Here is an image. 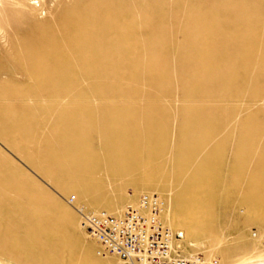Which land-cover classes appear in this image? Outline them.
<instances>
[{"label":"rangeland","instance_id":"rangeland-1","mask_svg":"<svg viewBox=\"0 0 264 264\" xmlns=\"http://www.w3.org/2000/svg\"><path fill=\"white\" fill-rule=\"evenodd\" d=\"M101 1L119 7L108 22L99 21L107 38L77 41L66 40L62 30H87L95 0H0V191L29 198L20 207L0 204V264H121L114 255H99L100 246L81 228L82 213L106 212L118 198L124 209L134 208L142 195L165 201L161 220L183 234L177 242L182 255L218 264L264 259V0ZM191 6L203 10L202 17ZM192 21L206 24L199 42L186 39ZM163 22L170 28L156 30L151 41L134 43L118 33ZM165 38L164 46L154 45ZM191 44L188 61L181 51ZM95 46L112 54L100 62L91 51L85 63L83 52ZM157 55L167 65L152 71L147 57ZM186 64L196 70L190 82L182 75ZM107 124L122 132L116 145L129 141L114 165L123 169L118 173L99 159L98 132ZM77 130L89 131L92 143L63 142ZM145 139L159 145L156 152L130 151L145 148ZM206 180L198 192L206 202L214 199L212 217L202 219L192 238L186 224H178L187 213L173 198ZM73 231L86 238L98 261L85 254Z\"/></svg>","mask_w":264,"mask_h":264},{"label":"bare ground","instance_id":"bare-ground-1","mask_svg":"<svg viewBox=\"0 0 264 264\" xmlns=\"http://www.w3.org/2000/svg\"><path fill=\"white\" fill-rule=\"evenodd\" d=\"M94 4V3H93ZM225 5V4H224ZM95 6L96 7H94L93 9V11H92V15L94 16V22L93 23H90V24H88L87 25V30H84L83 32H75V30H65V29H63L62 30V35L66 38V40L68 39V38H74V39H77V41H85V39H87L89 36L92 38L93 37V35L94 34H98L99 35V37L102 39V40H104V38L106 39L107 38V35H105L106 34V32H105V29L102 27V25L101 24H99V21H101L102 19L104 20L105 19V21H107L108 22V20H109V17H110V15H113L116 11H117V9L119 10V7L115 4V3H111V4H107V3H103V1H101V0H95ZM131 8V7H130ZM130 8H129V10H130ZM192 10H194L195 12H196V15H197V17H200V12H202V11H200L199 10V7L198 8H195V7H193V6H191L190 7ZM229 9V8H228ZM197 10V11H196ZM198 11H200V12H198ZM233 12H235V11H233ZM204 13H202V15H203ZM195 15V14H194ZM202 15H201V17H202ZM112 17V16H111ZM98 21V22H97ZM79 23H83V22H81L80 20L78 21ZM85 22V21H84ZM199 22V21H198ZM201 23H204V22H200V23H194L193 21L192 22H189L188 24H187V31H189V34H187L186 35V39H187V41L188 42H190V41H193L194 40V42H196V41H200L199 39H196L197 37H198V35L201 33V31H206L207 30V27H206V24H201ZM60 25H61V27H63L64 26V20L63 19H61L60 20ZM167 28V29H164V28ZM170 28V26H169V24L166 22V23H159V24H143L141 27H139V28H135V29H130V30H128V29H119L118 30V33L119 34H121V35H123V36H126V37H128V38H130L134 43H137V42H140L142 39H147V40H152V37L153 36H155V32H156V30H168ZM142 32H145V35L147 36L146 38H144V35H142ZM61 35V34H60ZM86 36H88V37H86ZM95 37V36H94ZM200 37V36H199ZM53 38V37H52ZM61 38V37H60ZM62 39V38H61ZM99 39V38H98ZM100 39V40H101ZM110 39V38H109ZM127 39V38H126ZM196 39V40H195ZM212 39V38H211ZM65 40V39H64ZM90 40V39H89ZM166 38L165 39H158V40H156L155 41V46H158V47H162V46H164V44H165V42H166ZM214 40V39H213ZM129 42H131L130 40H129ZM108 43V42H107ZM132 43V42H131ZM167 43V42H166ZM87 44H88V42H87ZM179 44V43H178ZM196 44V43H195ZM65 45V44H64ZM199 44H197V46H198ZM200 45L202 46V47H207L208 46V44L206 43V42H200ZM192 46H193V48L194 47H196V45H190V46H188V47H186L185 46V48L181 51V57L183 58V59H187L188 61H190V60H192L193 59V57L194 56H192L191 55V50H192ZM49 47H52L51 49H53L54 48V46H52V44L49 46ZM190 47V48H189ZM201 47V48H202ZM60 49H62V48H60ZM68 49V48H67ZM204 49V48H203ZM206 49V48H205ZM194 50V49H193ZM91 51H96L97 53H98V55H99V58H100V62H101V60H105L104 59V57L107 55L108 56V54H109V56H110V54H112V52L109 50V49H102V48H96V46L95 47H91V48H89V49H87L85 52H83V54L84 55H86V56H82L85 60H84V62L85 63H87L88 61H90V56L88 55V53L89 54H91ZM49 55H50V53H49V51L47 52ZM207 53V52H206ZM80 54V53H79ZM193 54V53H192ZM48 55V56H49ZM51 56V55H50ZM49 56V57H50ZM112 56V55H111ZM146 57V56H145ZM50 59V61H52L53 60V58H49ZM118 59V58H117ZM147 59H148V61H149V63H150V66H151V70L152 71H156L157 69H158V71L160 70V69H163V68H165V66L167 65L166 63V58H164V56H161V55H157V56H148L147 57ZM116 60V59H115ZM174 60H175V58H174ZM200 60V59H199ZM105 61H107V60H105ZM124 61V60H123ZM216 61V60H215ZM53 62V61H52ZM175 62V61H174ZM224 62V61H223ZM54 63V62H53ZM104 63V62H103ZM106 63V62H105ZM213 63V62H212ZM55 64V63H54ZM91 64V63H90ZM97 64V63H96ZM100 65H102L101 63H99ZM105 66L106 65H108V63L107 64H104ZM204 65H205V63H204ZM203 65V66H204ZM96 66V65H95ZM99 66V65H98ZM206 66V65H205ZM204 66V67H205ZM93 67V66H92ZM98 69V68H97ZM78 70V69H77ZM100 71V70H99ZM110 72V71H109ZM194 72L196 73V70L194 71V68H192V67H190L188 64H186V65H184V68H183V78H185V80H187L188 82H190L191 80H190V77L192 76V74H194ZM207 72H209V71H207ZM98 73V72H97ZM208 74V73H207ZM82 79V78H81ZM202 81H207V80H209V79H211V76H203V78H200ZM220 79V78H219ZM193 82V81H192ZM196 84H199V83H196ZM202 85V84H201ZM255 86V85H254ZM199 88H200V86H199ZM198 88V89H199ZM196 91V90H195ZM194 92V91H193ZM192 95V94H191ZM187 96H189V95H187ZM143 114V113H142ZM112 115V114H111ZM119 115V114H118ZM117 115V116H118ZM108 116V115H107ZM116 116V115H115ZM120 116V115H119ZM150 117V116H149ZM107 120H108V118H107ZM111 120V119H110ZM196 121V120H195ZM157 122V121H156ZM84 123V122H83ZM110 123H111V121H110ZM187 123V122H186ZM195 124V123H194ZM200 124V123H199ZM108 125V124H107ZM110 125V124H109ZM105 126L104 128H101V129H99V132H98V138L97 139H99L98 140V142L96 143V144H98L99 146H100V152L103 154L102 156H103V158H102V156L99 158V159H104V161H105V165L107 166V164H109L108 166H110L111 168H113V171L114 170H116L117 169V171H116V173H118L119 171H121V170H123V169H120L119 167H115V166H117V164L119 163V157H120V152H122V149L124 150L125 149V146L127 145L126 144V142L128 141H124L123 140V137H122V139H120V140H122V141H124L125 143H123L122 141H120V142H122V146H120V144H118V145H116L115 143H117L118 141V136H120V135H122V134H119V133H122L121 131H119V133H117V132H115V129L114 128H112L111 126H112V124H111V126ZM150 125V124H149ZM187 125V124H186ZM198 125V124H197ZM206 125V124H205ZM151 126V125H150ZM181 126V125H180ZM183 126V125H182ZM190 126H191V124H190ZM180 128V127H179ZM82 129V128H81ZM83 129H84V127H83ZM90 129V128H89ZM88 129V130H89ZM126 129V128H125ZM185 129H187V127L185 126V128H184V130ZM188 129H189V127H188ZM187 129V130H188ZM211 129V128H210ZM124 130V129H123ZM136 130V129H135ZM139 130V129H138ZM144 130V129H143ZM78 131V130H77ZM77 131H75V132H73L72 133V135H70V136H65L66 138H63V139H65L66 141H64L63 140V142H67L68 140H70V141H72L73 143L74 142H82L83 144H84V142H90V144L92 143V140H90V132L89 131H85V132H82V133H80V131H78V133H76ZM181 131V130H180ZM189 131V130H188ZM188 131H187V133L186 134H189L190 135V133L191 132H189L188 133ZM192 131V130H191ZM124 133H125V136L126 135H128V133H126L125 131H123ZM211 132V131H210ZM215 132V131H214ZM141 133V132H140ZM149 133V132H148ZM155 133V132H154ZM182 133H184V132H182ZM136 134H138V133H136ZM214 134V133H213ZM151 135V134H150ZM160 135V134H159ZM180 135H181V132H180ZM185 135V134H184ZM183 134L181 135V136H183V137H185V138H187L188 136H184ZM123 136V135H122ZM124 136V137H125ZM179 136V135H178ZM216 136V135H215ZM121 137V136H120ZM119 137V138H120ZM129 137V136H128ZM156 137V136H155ZM158 137V136H157ZM210 137V136H209ZM92 138V137H91ZM137 138V137H136ZM145 138H146V136H145ZM185 138H183V139H185ZM247 138V137H246ZM124 139H127V138H124ZM157 139V138H156ZM178 139V138H177ZM182 139V140H183ZM188 140L190 139L191 140V138H190V136H189V138H187ZM187 139H185L186 140V142H189ZM199 139V138H198ZM207 139V138H206ZM145 140H147V143H146V141H142L146 146H145V148L144 147H142L143 149H141L139 146L136 148L135 146V148H133L132 150H130L131 152H140L141 150L143 151H141V154L143 155V156H145V155H147V154H149V153H152L153 151L154 152H156V150H157V146L159 147V145L157 144L156 145V147H153L151 144H153V143H151V141L149 140V139H145ZM158 140H160L159 138H158ZM240 140V139H239ZM139 141V140H138ZM156 141V143H157V140H155ZM194 141V140H193ZM192 141V142H193ZM205 141V140H204ZM244 141H246V140H244ZM129 142V141H128ZM127 142V143H128ZM141 142V143H142ZM166 142V141H165ZM184 142V141H183ZM185 142V143H186ZM209 142H210V140H209ZM82 143L81 144H79V147L82 145ZM87 143V144H88ZM135 143V142H134ZM180 143H181V140H180ZM208 143V142H207ZM86 144V143H85ZM191 144V143H190ZM201 145H203L204 144V142H202V143H200ZM75 145V144H74ZM162 145V144H161ZM163 145H165V144H163ZM162 145V146H163ZM195 145V144H194ZM76 146V145H75ZM144 146V145H143ZM198 146H200V145H198ZM81 147H84V145H82ZM165 147V146H164ZM163 147V149H165ZM126 148H128V147H126ZM160 148H162L161 146H160ZM167 148V147H166ZM193 148H195V147H193ZM77 149H78V146H77ZM79 149H81V148H79ZM196 149V148H195ZM202 149V148H201ZM200 149V150H201ZM212 149V148H211ZM218 149V148H217ZM221 149V148H220ZM177 150V149H176ZM198 150V149H197ZM214 150V149H213ZM95 151V150H94ZM93 151V152H94ZM202 152H203V150H201ZM247 151V150H246ZM90 152V151H89ZM93 152H90L91 154H93ZM99 152V153H100ZM125 153L126 152H128V150L127 151H124ZM153 152V153H154ZM207 152V151H206ZM94 153H96V152H94ZM99 153H96V155L97 154H99ZM161 152H159V154H160ZM169 153V152H168ZM221 153V152H220ZM157 154V153H156ZM159 154H157V155H159ZM183 154V153H182ZM208 154V153H207ZM255 154V153H254ZM93 155H95V154H93ZM123 155V154H122ZM151 155V154H150ZM192 155V154H191ZM200 155V154H199ZM222 155V154H221ZM92 156V155H91ZM90 156V157H91ZM99 156V155H98ZM203 156V155H202ZM212 156V155H211ZM149 157V156H148ZM189 157H191V156H189ZM219 157V156H218ZM121 158V157H120ZM146 158V157H145ZM151 158H152V156H151ZM157 158H158V156H157ZM197 158V157H196ZM210 158V157H209ZM91 159V158H90ZM152 159H154V158H152ZM155 159H156V156H155ZM177 159V158H176ZM204 159H206V158H204ZM260 159V158H259ZM94 160H98L97 158L96 159H94ZM158 160V159H157ZM160 160V159H159ZM187 160V159H186ZM185 160V161H186ZM87 161H89V160H87ZM101 161V160H100ZM103 161V160H102ZM177 161V160H176ZM91 162H94V161H91ZM151 162V161H150ZM175 162V161H174ZM148 163V162H147ZM95 164V163H94ZM215 164V163H214ZM103 165V164H102ZM104 165V166H105ZM115 165V166H114ZM144 165H145V163H144ZM184 165V164H183ZM192 165V164H191ZM100 167V166H99ZM116 169H115V168ZM184 167V166H183ZM74 168V167H73ZM101 168V167H100ZM155 168H156V166H155ZM182 168V167H181ZM195 168V167H194ZM198 168V167H197ZM201 168V167H200ZM240 168V167H239ZM127 169V168H126ZM157 169V168H156ZM159 169V168H158ZM162 169V168H161ZM215 169V168H214ZM130 170H132V169H129V171ZM181 171V170H180ZM139 172V171H138ZM182 172V171H181ZM235 172V171H234ZM157 173V172H156ZM180 173V172H179ZM177 174V173H176ZM240 174V173H239ZM113 175H115V174H113ZM141 175H143V174H141ZM140 175V176H141ZM149 175V174H148ZM159 175V174H158ZM212 175V174H211ZM144 176V175H143ZM198 176V175H197ZM137 180H139V177H137L136 178ZM147 180V179H146ZM201 180V179H200ZM202 182H200V184H201ZM207 183V180L206 181H203V183L200 185L199 184V186L195 189H193V187L191 188V190L190 191H188V190H185V192H184V190H181V192H179L177 195H175L174 196V198H173V203H174V205H175V208H177V209H179L180 210V212L182 213V212H184V213H187V214H180V216L178 217V224L179 225H181L182 224V226H184L185 224H186V226H184V228L186 227V231H187V233H188V236L189 237H192V238H195L196 237V235L198 234V228H199V226H200V224L201 223H203L202 222V219L204 218V217H207V216H209V217H212V214H211V216H210V213H212V211H213V208H214V199H213V202L209 199L208 200V202H206L204 199H203V195H202V191L204 192V190H200V189H202V188H205V184ZM209 183V182H208ZM9 186V185H8ZM151 186H152V184H151ZM155 186V185H154ZM157 186V185H156ZM100 187V186H99ZM206 187H208L207 185H206ZM208 189V188H207ZM100 191V190H99ZM198 191H201V192H198ZM207 192V191H206ZM6 193H8V192H6V191H4V192H1L0 191V204H6L7 205V203H9V205H10V203L11 204H13L14 205V207L16 206V207H20V206H24L25 205V203L28 201L29 202V198L28 197H26V196H23V197H19L17 194V196H18V199L13 195V196H9V195H7ZM208 194V193H207ZM206 194V195H207ZM213 197V196H212ZM20 198V199H19ZM205 199L207 198V197H204ZM209 198V197H208ZM257 198V197H256ZM261 198V197H260ZM259 198V199H260ZM255 200V199H254ZM264 201V200H263ZM163 203H164V211H163V213H162V216L161 217H163L165 214L164 213H166L165 211L167 210V207H166V203H165V201L163 200ZM252 204H253V208L254 209H258V202L256 201H252L251 202ZM12 205V206H13ZM259 205H261V204H259ZM263 205V204H262ZM11 206V207H12ZM31 206V205H30ZM252 206V205H251ZM125 208V206H124V202H123V199L122 198H118L117 200H115V201H113L112 200V203L108 206V207H106V212H108L109 214H113V215H121L122 214V212L124 211V210H126V209H124ZM174 208V209H175ZM17 209V208H16ZM260 209V208H259ZM11 210H13V208L11 209ZM176 210V209H175ZM14 212V213H13ZM13 212H11L12 213V216H13V214H14V216H15V213L17 214V211L15 212V211H13ZM21 212V211H20ZM179 212V211H178ZM11 213H8V215H10ZM45 213V212H44ZM20 215V214H19ZM1 217V216H0ZM70 217H71V215H70ZM70 217H69V219H70ZM10 218H15V217H11L10 216ZM176 218V217H175ZM208 218V217H207ZM207 218H204V219H207ZM21 219V218H20ZM28 219V218H27ZM208 219H211V218H208ZM207 219V220H208ZM5 220H8L7 219V217H6V219ZM18 220V219H17ZM16 220V221H17ZM71 220V219H70ZM70 220H69V222H70ZM207 220H205V222L207 221ZM9 221V220H8ZM7 221V222H8ZM22 221V220H21ZM29 221H32V219H30ZM175 221V220H174ZM10 222V221H9ZM13 222V221H12ZM22 222H24V221H22ZM68 222V223H69ZM16 223H18V225H19V222L17 221ZM15 222H14V224L15 225H17ZM185 223V224H184ZM8 224V223H7ZM22 223L20 222V225H21ZM24 224V223H23ZM27 224V223H26ZM13 225V224H12ZM17 225V226H18ZM28 225V224H27ZM5 226L6 227H10V225H6V222H5ZM14 226V225H13ZM24 227V226H23ZM22 227V228H23ZM26 227H28V226H26ZM200 227H202V226H200ZM14 228H18V227H14ZM14 228H13V230H14ZM22 228H19L18 230H20V229H22ZM25 228V227H24ZM30 227H28V228H26L27 230L29 229ZM82 228V227H81ZM74 229V228H73ZM76 229V228H75ZM201 229V228H200ZM20 231H22V230H20ZM20 231H18V232H20ZM25 231V230H24ZM30 231H33V230H30L29 229V232ZM83 231L84 232H86L85 233V235L87 236V237H91V235L85 230V229H83ZM74 232V234H75V236H76V238H77V242L79 243V244H81L83 247H84V249H85V254L87 255V256H89L91 259H95V260H97L96 258H94V255H93V250H92V246L88 243V241L86 240V238H83L82 237V235L81 234H78V233H76L75 231H73ZM83 232V233H84ZM31 233V232H30ZM18 234H20V233H18ZM22 234H23V232H22ZM25 234V233H24ZM23 234V235H24ZM28 234V236H29V233H27ZM27 234H26V236H27ZM32 234V233H31ZM30 234V235H31ZM33 234H36V233H34V231H33ZM183 235V234H182ZM25 236V235H24ZM27 236V237H28ZM35 236V235H34ZM37 236V235H36ZM31 237H33V235L31 236ZM38 238V237H37ZM40 239V238H39ZM38 239V240H39ZM34 242L36 241V239H34L33 240ZM41 241V240H40ZM39 242V241H38ZM99 253V255L101 254L100 253V251L98 252ZM260 257H258V259L257 260H253V261H247V262H244V263H241V264H264V259L263 258H260ZM98 261V260H97ZM122 264V263H121Z\"/></svg>","mask_w":264,"mask_h":264},{"label":"built area","instance_id":"built-area-1","mask_svg":"<svg viewBox=\"0 0 264 264\" xmlns=\"http://www.w3.org/2000/svg\"><path fill=\"white\" fill-rule=\"evenodd\" d=\"M164 203L157 195H142L137 207L119 216L101 211L82 213L81 226L101 248L102 255L116 256L122 264H218L201 255L186 257L174 233L161 220Z\"/></svg>","mask_w":264,"mask_h":264}]
</instances>
